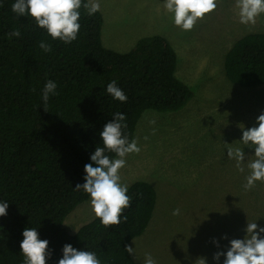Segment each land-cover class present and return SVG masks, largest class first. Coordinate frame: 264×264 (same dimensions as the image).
Masks as SVG:
<instances>
[{"label":"trees","instance_id":"16d2710c","mask_svg":"<svg viewBox=\"0 0 264 264\" xmlns=\"http://www.w3.org/2000/svg\"><path fill=\"white\" fill-rule=\"evenodd\" d=\"M14 2L0 0V202L8 203L7 215L0 217V264H24L25 228H36L39 239L49 242L46 264H58L65 244L95 252L101 264H135L124 248L152 216L156 191L150 182L128 185L131 206L119 225L105 228L94 216L68 232L63 221L89 197L75 186L85 182L84 166L103 146L99 134L115 113L125 115L123 134L131 141L144 110L176 111L192 97V89L175 76L176 51L158 34L138 38L126 51L107 48L101 12L89 16L83 8L77 39L65 44L52 40L30 16L14 14ZM15 29L21 36L9 39ZM42 40L51 44V52L39 47ZM223 59L231 82L264 84V31L238 37ZM49 80L57 94L45 104ZM112 81L127 102L107 93ZM259 188L256 183L255 191Z\"/></svg>","mask_w":264,"mask_h":264},{"label":"rangeland","instance_id":"374dc122","mask_svg":"<svg viewBox=\"0 0 264 264\" xmlns=\"http://www.w3.org/2000/svg\"><path fill=\"white\" fill-rule=\"evenodd\" d=\"M99 3L103 46L122 52L140 37L164 36L176 51L175 76L193 92L182 108L146 109L136 123L133 139L141 150L126 156V165L119 170L121 183L150 182L156 202L143 233L129 242L136 258L131 256L135 264H144L146 254L156 264H200V258L206 264H223V255L218 261L213 255L226 252L230 240L243 239L247 223L264 227V182H256L259 191L255 186L242 194L250 173L247 164L255 156L253 148L240 142L241 127L258 126L256 118L264 112V84L231 82L223 59L238 37L264 31V14L254 24H241L236 0H217L214 12L198 20L191 31H183L174 25L165 0ZM152 120L155 124L149 123ZM229 146L242 147L243 173L235 160L227 158ZM177 208L180 214L173 215ZM93 217L88 197L64 218L63 226L73 232Z\"/></svg>","mask_w":264,"mask_h":264},{"label":"clouds","instance_id":"9594fccd","mask_svg":"<svg viewBox=\"0 0 264 264\" xmlns=\"http://www.w3.org/2000/svg\"><path fill=\"white\" fill-rule=\"evenodd\" d=\"M239 9V21L241 24H254L256 18L264 14V0H236ZM167 12L173 14V23L183 31H191L198 20L212 13L217 8V0H165ZM86 10L91 16L100 10L99 0H15L11 5V11L17 16H30L39 28L45 29L52 40L59 39L65 44H70L77 39L80 30V9ZM8 38H19L21 33L15 29L7 34ZM39 47L46 53L52 51L50 43L41 41ZM57 85L49 80L43 89L42 100L47 104L49 95H56ZM107 93L113 99L127 102L126 94L116 85L115 81L107 85ZM126 117L117 112L113 120L104 125L100 132L103 146H97L90 156L93 163L85 164L84 183L77 184L76 189H82L90 197L92 212L99 218L103 227L107 228L121 223L123 211L131 206L132 198L127 195L128 185L121 183L119 170L126 165V156L139 153L138 141L123 134L127 127L124 123ZM155 124V121H149ZM258 126L242 130L240 140L243 146L254 149L255 159L247 164L250 173L246 176L243 185L245 191L256 186V182H264V112L257 118ZM155 130H153L154 132ZM145 140L148 137L144 138ZM228 145V144H226ZM106 153H113L111 158ZM227 158L235 160L237 170L245 171L242 166L245 153L242 147H227ZM7 202H0V217L7 215ZM173 215H179L180 209L173 210ZM127 220V217H124ZM246 235L243 239H232L226 252H216L213 260L218 261L223 255V264H264V227H259L256 222L247 223ZM23 240L20 243V251L24 257V264H46L48 252V241L39 239L36 228H25L22 232ZM226 239V237H223ZM213 243H217L215 240ZM217 247L219 245L217 244ZM125 252L132 254L134 258L135 249L125 246ZM58 264H101L95 252L77 250L71 244H65L62 249V258ZM144 264H156L151 254H146ZM200 264H206L205 258H200Z\"/></svg>","mask_w":264,"mask_h":264}]
</instances>
